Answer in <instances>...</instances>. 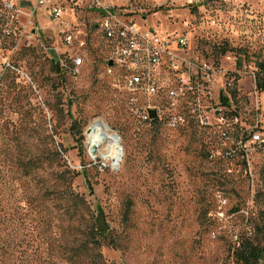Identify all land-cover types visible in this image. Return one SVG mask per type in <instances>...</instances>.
I'll return each mask as SVG.
<instances>
[{
  "label": "rangeland",
  "instance_id": "1",
  "mask_svg": "<svg viewBox=\"0 0 264 264\" xmlns=\"http://www.w3.org/2000/svg\"><path fill=\"white\" fill-rule=\"evenodd\" d=\"M18 3L28 11L34 0ZM148 3L137 25L164 37L183 34L190 43L183 53L214 65L213 108L264 126V92L255 81L256 62L264 61V0ZM69 11L60 21L39 9L36 24L53 49H20L12 56L18 70L0 79V264H72L81 225L71 226L62 197L71 172L90 212L104 209L117 245L102 251L113 264H240L233 253L242 240L264 247V152L256 148L250 161L224 158L215 116L210 125L142 121L143 110L106 74L108 51L94 28L99 14ZM73 28L89 36L92 62L77 77L54 67L61 32ZM10 42L0 37V58L10 55ZM97 119L120 136L117 169L90 153L86 131Z\"/></svg>",
  "mask_w": 264,
  "mask_h": 264
},
{
  "label": "built area",
  "instance_id": "2",
  "mask_svg": "<svg viewBox=\"0 0 264 264\" xmlns=\"http://www.w3.org/2000/svg\"><path fill=\"white\" fill-rule=\"evenodd\" d=\"M211 1L190 3L200 6ZM79 6L99 14L94 28L108 51L106 74L116 76L117 86L128 94L130 105L143 110L139 114L142 121L156 118L177 126L192 120L210 125L215 116L223 141L218 153L224 158L250 161L256 148L264 152V126L260 120L247 125L225 106L213 108L214 65L206 59L192 60L183 53L190 48L188 38L183 34L164 37L156 29L137 25L135 18L148 8V0H34L28 11L18 0H0V37L12 41L10 55L0 58V79L6 70H18L12 56L20 49L39 45L47 51L53 49L45 44L36 24L39 9L46 8L53 20L62 21L71 17L69 9ZM61 33L64 46L62 50L56 49L59 70L77 77L92 64L89 36L75 28ZM185 102L189 103L188 114L179 109ZM149 109H155L157 116L151 117Z\"/></svg>",
  "mask_w": 264,
  "mask_h": 264
},
{
  "label": "trees",
  "instance_id": "3",
  "mask_svg": "<svg viewBox=\"0 0 264 264\" xmlns=\"http://www.w3.org/2000/svg\"><path fill=\"white\" fill-rule=\"evenodd\" d=\"M58 64V63H57ZM55 64V70L59 72L58 66ZM237 68L242 67V60L238 58ZM256 67V88L260 92H264V61H257ZM234 94H236L235 91ZM225 104H229V98L224 94L221 96ZM151 121H158L156 118ZM81 133L80 140L84 135ZM80 145V153L84 147ZM86 172V167H84ZM75 173L71 172L67 184L62 192V197L66 199L68 204V215L71 226L76 223L81 225L80 243L73 247L68 260L72 264H113L105 257L102 247L105 244L117 245L115 237L112 235L110 224L107 221L106 214L101 205H97L96 213L90 212V208L85 197L73 188V177ZM264 256V247L259 246L248 240H242L240 245L236 247L233 258L240 264H258L259 260Z\"/></svg>",
  "mask_w": 264,
  "mask_h": 264
},
{
  "label": "bare ground",
  "instance_id": "4",
  "mask_svg": "<svg viewBox=\"0 0 264 264\" xmlns=\"http://www.w3.org/2000/svg\"><path fill=\"white\" fill-rule=\"evenodd\" d=\"M90 153L109 160L115 165L121 155L120 140L110 126L102 119L95 120L86 131Z\"/></svg>",
  "mask_w": 264,
  "mask_h": 264
},
{
  "label": "water",
  "instance_id": "5",
  "mask_svg": "<svg viewBox=\"0 0 264 264\" xmlns=\"http://www.w3.org/2000/svg\"><path fill=\"white\" fill-rule=\"evenodd\" d=\"M109 65H112V61L111 60L109 61ZM57 66H58V70H59L60 69L59 64H57ZM149 114H150L151 117H155V116H157V111L155 109H149ZM115 136H117V138L120 140V136L118 135L117 132H115ZM120 150H121V155H120L119 159L116 161L115 165L112 164V166L115 169L118 168V166L120 164V161L122 159V155H123V148H122V146L120 147Z\"/></svg>",
  "mask_w": 264,
  "mask_h": 264
},
{
  "label": "crops",
  "instance_id": "6",
  "mask_svg": "<svg viewBox=\"0 0 264 264\" xmlns=\"http://www.w3.org/2000/svg\"><path fill=\"white\" fill-rule=\"evenodd\" d=\"M150 0H148V2H149Z\"/></svg>",
  "mask_w": 264,
  "mask_h": 264
}]
</instances>
